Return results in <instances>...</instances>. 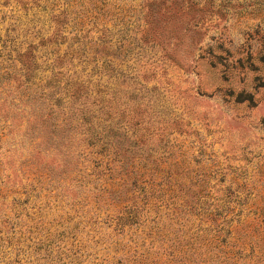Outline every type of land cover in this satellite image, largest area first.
Listing matches in <instances>:
<instances>
[{
  "label": "rangeland",
  "instance_id": "1",
  "mask_svg": "<svg viewBox=\"0 0 264 264\" xmlns=\"http://www.w3.org/2000/svg\"><path fill=\"white\" fill-rule=\"evenodd\" d=\"M51 4L68 7L67 29L85 30L86 57L109 61L96 68L110 73L100 83L142 143L128 194L176 213L228 201L233 213L221 214L244 244L237 264H264V0H36L34 25L47 27ZM10 9L0 5L1 32ZM24 130L0 121V264H100L119 253L107 175L77 155V137Z\"/></svg>",
  "mask_w": 264,
  "mask_h": 264
},
{
  "label": "trees",
  "instance_id": "2",
  "mask_svg": "<svg viewBox=\"0 0 264 264\" xmlns=\"http://www.w3.org/2000/svg\"><path fill=\"white\" fill-rule=\"evenodd\" d=\"M35 3L0 0L14 8L3 32L0 27V121L20 119L31 138L77 137V155L92 157L88 166L97 179H110L101 196L117 203L113 249L119 253L100 264H237L244 244L236 245L231 219L221 214L233 213L228 201H194L176 213L156 201H138L140 193L128 194L129 163L141 157L142 143L129 135L123 110L114 117L111 90L100 83L110 73L100 77L96 68L109 71V61L85 56L79 42L85 30L67 29L68 7L51 4L43 20L47 27L34 25L27 12Z\"/></svg>",
  "mask_w": 264,
  "mask_h": 264
}]
</instances>
